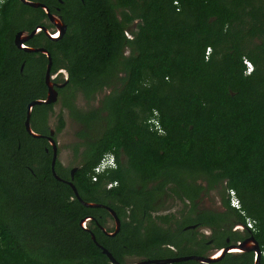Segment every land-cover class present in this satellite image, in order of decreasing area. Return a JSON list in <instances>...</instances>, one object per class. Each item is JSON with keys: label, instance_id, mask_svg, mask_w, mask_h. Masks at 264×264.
I'll return each instance as SVG.
<instances>
[{"label": "trees", "instance_id": "obj_1", "mask_svg": "<svg viewBox=\"0 0 264 264\" xmlns=\"http://www.w3.org/2000/svg\"><path fill=\"white\" fill-rule=\"evenodd\" d=\"M64 1L62 36L49 39L41 32L33 39L42 36L53 67L64 65L69 72L68 86L74 89L64 97L65 104L74 109L70 97L77 92L90 99L94 86L119 82L107 101L109 115L91 110L89 120L105 124L98 136L101 150L74 173L83 200L108 204L119 218L127 217L115 236L91 229L96 240L119 262L133 256L201 255L206 239L197 248L183 244L194 243L196 233L184 227L193 222L221 227L232 213L243 224L246 218L254 220L250 233L263 247L264 0H76L68 8ZM43 18L41 7L20 0H4L0 6V264H112L79 225L88 214H110L83 205L53 177L50 156L24 129L26 103L44 92L47 58L17 48L13 37L18 30L44 24ZM244 59L253 65L248 74ZM154 116L166 134L150 131ZM120 147L129 170L142 177L171 170L194 205L202 186L187 184L177 170L192 179L205 174L211 188L226 180L224 192L235 191L243 213L227 200L226 213L186 216L176 228L145 223L147 208L130 206L138 191L127 185L126 169H107L92 180L102 153L118 155ZM116 178L121 184L107 190L104 183ZM159 220L168 223L169 218ZM220 234L224 232H218L222 244ZM173 244L177 252L162 248ZM210 264H254V258L245 252Z\"/></svg>", "mask_w": 264, "mask_h": 264}, {"label": "flooded vegetation", "instance_id": "obj_2", "mask_svg": "<svg viewBox=\"0 0 264 264\" xmlns=\"http://www.w3.org/2000/svg\"><path fill=\"white\" fill-rule=\"evenodd\" d=\"M37 2H39V1H37ZM64 2H65L64 0H57V3H52V6H48V5H46V6L48 7L50 12L55 13V14H59L60 16H62L60 10H61V5H63ZM75 3H76V0H67V3L65 4L64 8H68V5L72 6ZM30 7H32V6H30ZM37 7H40V6H37ZM37 7H33V8H37ZM44 12H45V10H44ZM45 14H46V12H45ZM43 22H44V24H42V25H44V26H46V28H48L50 34H53L55 32L56 28L52 24V22L50 21L47 14H46V18H43ZM37 25H41V23L36 24L33 28H35ZM30 31H27V32L29 33ZM41 32L44 34L45 37L51 39L50 36L44 32V30L40 29L32 37L25 40L24 43L27 46H31V44H38L39 43L38 46H33V48H36V47H44L45 48V46H44L45 45V39H43L42 36H40V38L33 39L35 37V35H38ZM125 35L127 36V38L131 37V34L127 31L125 32ZM27 52L37 53L39 51H37V52L36 51H27ZM44 55L47 58V60H46L47 61L46 65H47L48 57L46 54H44ZM50 56H51V54H50ZM46 65H45L44 74H43L44 92H43L41 98L46 97V93H47V85L45 82ZM22 67H23V65L21 66V69H22ZM49 77H50L51 81L54 83V88L58 92L57 101L35 104L32 107L31 112H30V118H29L30 126H31L32 130L35 133H37L39 136H32L31 134L28 133V131L26 130V127H25V119H26V114H27V104L31 100H29L25 106L23 125H24V129H25L26 133L28 135H30L32 138H34L36 141H38V144H40L42 146V149L50 156L51 173H52V169H51L52 156H53L54 150L56 151L54 169H55L56 174L60 177V179H58V180L63 181L66 185H68L72 189L71 185L69 184V181H71L74 184V174H73V178H71V174H70L71 170L73 168H75V170H74V173H75V171L78 168H80L83 164H85L86 161H90V162L94 161L96 159V157L98 156L99 151L101 150L100 149V141L98 142V136H99V133L101 132L102 128L105 127V124H104L103 120H101V122L89 120L90 114L92 115L91 110H93L94 108H99V109H101V114L104 117L108 116L109 115V108H108L109 104L107 103V101L109 100V96L112 93L117 91V85H119V82H115L114 84L105 85V86L102 85L100 88L98 86H94L95 90L92 91V95H91L90 99H86L85 97L82 96L84 102L80 103V106L77 105L75 99H76L77 94H81V93L77 92L75 97L74 96L70 97V100L73 102V105H74V109H70L65 104V101H64L65 98L64 97L67 94L71 93V90L74 89V86L71 85V88L69 89L68 84H69V80H70L69 79L70 75H69L67 68L64 65H59V66L53 67L52 56H51V66H50V71H49ZM97 94H99V95H97ZM96 98H97L96 104L95 105L91 104L92 99L95 100ZM57 102H60L62 109L68 113L70 118L75 123V129H74L75 138H74L73 144H72V151H73V154L75 156H77L78 160L74 165H72L70 167H65V168H62L61 162L58 159L59 152H60V146H59V142L57 140V134L63 129L64 124H65V120H64L63 114L61 113V109L56 114L55 121L54 122L49 121V117H50L51 113L54 112L53 107ZM77 111H79V112H77ZM149 129H150V131L156 133V135H158V136L166 134V130L163 128V126L160 123H159L158 128H156L152 125H149ZM123 151H124L123 147L119 148L118 155L113 153V152H106L105 151L102 153L100 159H102V157L105 154L112 153L114 155L115 168L122 166L124 169H126L124 171V173L127 175V180L130 181L127 185L131 188L137 189V191H138L136 193V196L134 197V203H131L130 206H133L134 204H136L138 207L147 208V210L144 211L143 214L148 212L150 214V216L149 217H145V216L142 217L144 219L145 223L149 220V221L158 223L159 225H161L163 227H166L167 225H171L172 228H176V222H180V220H182L186 216H190L191 218L195 219L199 214L206 212V211H210V212H214V213H222V212L226 213L228 211L227 200H228V204L230 206L229 189H226V191L224 192V188H223V186H225V184H226V180H224L222 183L220 181H219L220 183L219 182L214 183L212 188H211L208 184L210 181V180H208L209 177L205 176V174L202 175V174H200V172H198L199 174H197V176L192 179L188 175L187 172H182V171L177 170L176 173H178V175H179L178 177H180L181 175H184L187 179L186 180L187 184L193 182L194 184H200L202 186V189L199 190V193H198L199 196L197 198H195V200H194L195 201V205H194L193 202L190 201V199L184 197V195L182 194V186L178 185L179 183L174 181V179L172 178V171L171 170L165 171V169H160L159 172H156L155 175L152 177H150V175L142 177L139 172L137 174V173H134L131 170H129V166L126 162L127 158H126V155L124 154ZM90 155L91 156L94 155V158L88 159ZM57 169L59 172H57ZM61 174H64V175L66 174L68 177H65V176L63 177ZM191 174L193 175V174H195V172H191ZM52 175H53V173H52ZM53 177H54V175H53ZM96 180H97V178H96ZM120 184H121V182L119 181V179L116 178L113 180H107L104 183V187L107 190H111L113 188L118 187ZM213 190H215V193H217V195H218L217 204L216 205L215 204L209 205V206H201V203L203 201L201 198L203 196L206 197L207 194H209V192H211ZM172 200L183 203V209L178 210V213L180 212L179 216H176L175 215L176 213H169L168 207H164V204L166 205V203L168 201L172 202ZM107 202H110V201L107 199ZM230 207L234 208L232 206H230ZM93 208H95V207H93ZM101 208L108 211L110 216L105 215L102 217L101 215L94 216L95 214H88L86 216H90V219L87 221V227L90 230L93 228H99L103 233L108 235L107 234L108 232H112L115 229V223H114V220H113L112 215L109 212V210L104 208V207H101ZM181 210H184V211H181ZM163 211H166V213H163ZM127 213H128V211H127ZM162 215H164V216L166 215L169 218L168 223L162 222L161 220H159ZM126 218L127 217H120V229H121L122 221L125 220ZM99 220L102 221V223H100ZM110 220H112L114 223V225L112 227L108 226V223ZM222 224L223 225L221 227L217 226V225H215V226H210V225L200 226L198 222H193L190 225H186L184 227L185 229H189V228L195 229L196 233H197L198 229L208 228V234L207 235L203 234L200 237H198L195 233V239L193 241L194 243L188 244V241L184 240L183 244L192 245L193 246L192 248H197L200 240L206 239L203 241L205 248H204L203 253L201 254L204 256V255L210 254L216 250H220L221 248L238 245L239 243L244 242L251 235V233H250L251 229L246 226V223L243 224L240 220L236 219L235 215H232V213L228 214L227 220L222 222ZM120 229H119V231H120ZM219 231L224 232L223 235L220 234L221 236H224L222 244H219L217 241V238L219 236L218 235ZM115 235H113V236H115ZM108 236H111V235H108ZM250 246H251V243L248 242L245 244L244 247L246 249H249ZM162 248L165 249V251H167V252H171V253L173 251L177 252V249L174 246V244L173 245H163ZM259 250H260V246H259ZM245 252L246 253H248V252L253 253V251H251V250L238 251L237 249L233 248L232 251H230V250L227 251L225 253V255L217 261L222 260L227 255L238 256V255L243 254ZM192 254H195V253H192ZM186 255H190V254H186ZM196 255H200V254H196ZM178 256H184V255H176V256H174V255L173 256L163 255L160 257H156V258H172V257H178ZM134 257L135 256L131 257L132 261H129V262H138V261L140 262V261H145L148 259H155V258H145V257H141V256H138V258L134 259ZM133 259H134V261H133ZM217 261H214V262H217ZM173 263H175V262L166 263V264H173ZM210 263H212V262H210ZM210 263H208V264H210ZM148 264H150V263H148ZM200 264H203V263H200Z\"/></svg>", "mask_w": 264, "mask_h": 264}, {"label": "water", "instance_id": "obj_3", "mask_svg": "<svg viewBox=\"0 0 264 264\" xmlns=\"http://www.w3.org/2000/svg\"><path fill=\"white\" fill-rule=\"evenodd\" d=\"M20 1L24 4H27V5L32 6V7H37V6L42 7L45 10L46 14L48 15L50 21L52 22V24L56 28L54 34L50 35L49 30H48V28H46V26L37 25L29 33L26 30H18V31H16V33L14 34V37H13V42L17 48L23 49L25 51H36V52L39 51V52L46 54L48 57V63L46 65V77H45V82L47 85L46 97L33 99L27 104V114H26V119H25V127H26V130L28 131V133L31 134L32 136H39L37 133H35L32 130L30 123H29L31 109L35 104L57 101L58 92L54 88V83L51 81V79L49 77V71H50V66H51L50 53L44 47L33 48L31 46H27L24 43V41L27 40L28 38L32 37L40 29L44 30V32L47 35H49L50 38L58 39L65 32L66 24L64 23L62 17L59 14H55V13L50 12L48 7L43 3L33 1V0H20ZM55 158H56V151L54 150L53 156H52V161H51V169H52V173H53L54 177L56 179H60V177L56 174L55 169H54ZM74 170H75V168H73L70 172L71 178H73ZM69 184L71 185L75 196L83 205L88 206V207H104V208L109 210V212L111 213L112 218L114 220V223H115V229L112 232H108L107 234L111 235V236L115 235L120 229V218L117 216L115 211L110 206H108L107 204L96 203V202H87V201L83 200L79 196V193H78L75 185L71 181H69ZM89 219H90V216L82 217L79 221V225L83 229L89 231L91 238L94 241V243L101 249L102 253H104L108 257L109 261L112 264H148V263L166 264V263H172V262H177V261H185V260H189V259L196 260V261L203 263V264H208L210 262H214V261L221 259L227 251H229V250L232 251L233 248L237 249L238 251H243V250L253 251V253L255 255L254 256V264H259L260 259H261L260 254H259V244H258L257 240L254 238V236L251 234L244 242L239 243L238 245L221 248L220 250H216V251H214L210 254H206L204 256L203 255L190 254V255H184V256H178V257H172V258L148 259V260L140 261V262L139 261L138 262H129V261L119 262L115 259V257L112 255V253L106 247L101 245L96 240L95 234L87 227V221ZM248 242L251 243V246L249 247V249H246L244 246Z\"/></svg>", "mask_w": 264, "mask_h": 264}, {"label": "rangeland", "instance_id": "obj_4", "mask_svg": "<svg viewBox=\"0 0 264 264\" xmlns=\"http://www.w3.org/2000/svg\"><path fill=\"white\" fill-rule=\"evenodd\" d=\"M54 31V30H53ZM99 95V94H97ZM76 103L77 105L80 106V103H83V97L81 94H77L76 96ZM97 102V98L94 100L92 99L91 104L95 105ZM53 113H51L50 117H49V121L50 122H54L56 119V114L58 113V111L61 109V113L63 114L64 120H65V124L63 129L57 134V140L59 142V146H60V152H59V156L58 159L61 162V166L62 168L65 167H70L72 165H74L77 162V156H75L73 154L72 151V144H73V140L75 138L74 136V129H75V123L74 121L70 118V116L68 115V113L62 109V106L60 105V102H57L54 107H53ZM203 201L201 203V206H209V205H216L217 204V200H218V195L217 193H215V190L209 192V194H207L206 197H202L201 198ZM164 207H168V212L169 213H176V216H179L178 210L179 209H183V203L182 202H178V201H168L166 203V205L164 204ZM184 211V210H181ZM163 213H166V211H163ZM114 225L113 221L110 220L108 223L109 227H112ZM207 235L208 234V228H201L198 229L196 235L198 237H200L201 235ZM138 257H134V259H136ZM129 260H132V258H128ZM133 259V261H134Z\"/></svg>", "mask_w": 264, "mask_h": 264}, {"label": "built area", "instance_id": "obj_5", "mask_svg": "<svg viewBox=\"0 0 264 264\" xmlns=\"http://www.w3.org/2000/svg\"><path fill=\"white\" fill-rule=\"evenodd\" d=\"M3 2L4 0H0V6ZM244 63L246 66L245 72L248 74L252 71L253 65L247 59H244ZM153 124L155 127H158L157 120H154ZM110 165H114V158L111 155H106L105 157L103 156L102 159H100L99 162L93 167L92 180H96L97 175L105 171L106 168ZM229 202H230V206L234 207L235 209L240 210L241 204L233 189H229ZM240 212L243 213L242 210H240ZM245 223H246V226L249 227L251 230L254 229V220L250 218H246ZM259 254H260V257L264 259V246L260 247ZM254 256L255 255L253 253V257Z\"/></svg>", "mask_w": 264, "mask_h": 264}, {"label": "clouds", "instance_id": "obj_6", "mask_svg": "<svg viewBox=\"0 0 264 264\" xmlns=\"http://www.w3.org/2000/svg\"><path fill=\"white\" fill-rule=\"evenodd\" d=\"M53 34H54V33H53ZM53 34H50V35H53ZM209 52H210V49L207 48L206 51H205V55H208ZM243 62H244V61H243ZM245 73H246V72H245ZM246 74H247V73H246ZM154 113H155V112H154ZM154 120H156V119H155V116L152 117L149 121H150V123H153ZM152 126H154V124H153ZM154 127H155V126H154ZM158 127H159V123H158ZM158 127H156V128H158ZM106 155H111V156L114 158V155H113L112 153H107V154L104 155V157H105ZM112 168H115V163H114V165H110V166H108V167L106 168V170H107V169H112ZM106 170H105V171H106ZM105 171H103V172H105ZM103 172H102V173H103Z\"/></svg>", "mask_w": 264, "mask_h": 264}]
</instances>
